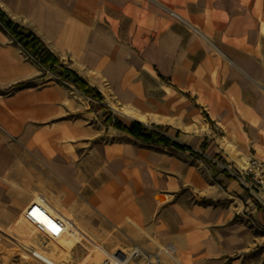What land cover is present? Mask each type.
<instances>
[{
    "label": "rangeland",
    "instance_id": "1",
    "mask_svg": "<svg viewBox=\"0 0 264 264\" xmlns=\"http://www.w3.org/2000/svg\"><path fill=\"white\" fill-rule=\"evenodd\" d=\"M192 30L199 35L197 29ZM42 41L65 66L77 70L99 89L104 99L85 95L72 81L59 76V66L57 72H52L10 41L14 47L1 62L4 72L0 76V96L18 95V106L23 105L25 130L20 138L25 144V161L23 172L16 179H3L6 186L20 192L33 187L35 196L44 197L109 252L127 250L134 244L145 247V241L138 237L145 224L138 221L135 212L121 215L119 220L120 214L113 212V205L117 208L119 201L123 200L126 207L143 210L148 206L154 210L158 204L155 194L165 191L173 194L172 201L184 207L237 209L236 198H231L229 204L230 198L215 200L206 195L209 189L219 187L218 176L225 167L237 171L255 154L264 167V78L248 72L254 79L250 78L258 96L254 112L259 117L248 119L243 108L200 107L193 91L192 66L182 68L173 78L161 77L160 69L166 59L176 56V51L182 52V47L186 50V44L170 51V45L160 40ZM206 46L224 58L214 46ZM257 48L264 51V45ZM255 49L250 48V52ZM191 56H182L181 64L188 63ZM169 100L179 106L171 114L162 113L159 106ZM204 112H208L213 123ZM106 116H111V120ZM141 116L150 119L142 122ZM118 121L138 135L116 130L114 124ZM179 129L201 138L207 135L223 146L232 145L236 154L227 153V159L208 164L176 140ZM150 130L169 135L172 143L151 139L147 135ZM245 156L246 161L242 159ZM228 159L233 166L229 167ZM230 190L234 197L250 200L259 210L254 216V206H250L237 215L236 222L250 230L246 245L236 247L241 249L235 256L238 264H264V211L259 200L249 189L241 195ZM9 197L0 200V264H45L23 245L28 242L14 227L24 206L19 207ZM240 205L242 208L241 202ZM30 243L65 264H83L87 257L93 263L100 257L89 245L85 248L78 244L68 253L54 252L57 243L36 231Z\"/></svg>",
    "mask_w": 264,
    "mask_h": 264
},
{
    "label": "crops",
    "instance_id": "2",
    "mask_svg": "<svg viewBox=\"0 0 264 264\" xmlns=\"http://www.w3.org/2000/svg\"><path fill=\"white\" fill-rule=\"evenodd\" d=\"M0 8L41 40H160V43L170 45V51L186 44V50L182 47V52L176 51V56L166 59L160 69L161 77L173 78L182 68L192 66L193 91L200 107L243 108L248 119H259L254 112L258 96L250 81V78L254 79L248 72L264 78V51L257 48L264 45V0H0ZM172 13L188 24L177 20ZM185 24L197 29L199 35ZM10 41L24 49L10 32L0 26V76L4 72L1 62L14 47L10 46ZM209 44L224 58L210 52L206 46ZM250 48L256 49L250 52ZM188 53L192 54V59L181 64L182 56ZM18 101V95L0 96V200L9 195L10 201L19 207L24 206V210L35 197V189L20 192L3 182L5 178L16 179L24 168L25 144L20 134L25 130V119L23 105L19 107ZM172 102L169 100L159 106L161 112L173 113L174 108L169 113L163 110ZM204 113L206 118L207 115L210 117L208 112ZM210 119L212 122L207 120L213 123ZM162 134L173 141L169 135ZM207 137L193 136L190 131L180 129L175 133L176 140L191 153H199L202 157L192 154L208 164L216 159H227V153L236 154L235 151L231 153L226 144L223 146ZM248 146L247 143L244 148L247 150ZM196 147L202 149V153ZM226 161L229 167L233 166L229 159ZM218 180L219 187L209 189L206 198H236L239 201L236 210L200 205L184 207L172 201V193L158 191L155 198L160 194L168 197L163 203L157 201L154 210L148 206L143 210L126 207L122 200L113 212L120 214L119 220H122L121 215L126 217L130 212L137 214L138 221L145 224L143 234L138 236L145 241L143 248L154 253L159 251L163 264H238L235 256L241 249L236 247L246 245L250 230L236 222L237 215L241 211L245 213L250 206H254L251 211L254 216L259 210L250 200L232 195L230 189L238 195L248 192L237 178L228 177L222 170ZM261 208L264 211L262 205ZM167 245L173 246L178 262L161 251V246Z\"/></svg>",
    "mask_w": 264,
    "mask_h": 264
},
{
    "label": "built area",
    "instance_id": "3",
    "mask_svg": "<svg viewBox=\"0 0 264 264\" xmlns=\"http://www.w3.org/2000/svg\"><path fill=\"white\" fill-rule=\"evenodd\" d=\"M172 14L177 20L188 24L177 14ZM224 170L229 171L245 188L249 189L264 207V167L258 158L255 156L250 157L247 165L237 167V171L228 167H225ZM39 206L51 226L37 221L33 209L26 208L22 213V218L34 226L36 233L47 236L54 243H58L62 238L69 237L77 240L76 245L79 244L85 248H87L86 245H89L95 252L100 254L98 264H163L160 258V252H150L138 244H134L127 250L121 249L109 252L110 254L108 252L105 253L102 251L104 247L92 240L72 219L66 217L55 208L45 207L41 204ZM25 247L36 259L43 262L42 258L37 254V248L35 246Z\"/></svg>",
    "mask_w": 264,
    "mask_h": 264
},
{
    "label": "trees",
    "instance_id": "4",
    "mask_svg": "<svg viewBox=\"0 0 264 264\" xmlns=\"http://www.w3.org/2000/svg\"><path fill=\"white\" fill-rule=\"evenodd\" d=\"M0 24L1 26L10 32L20 43L24 49L43 67L52 70V72H57V66L61 68L59 74L60 77H63L66 80L72 81L76 87L82 91L85 95L94 97L98 100H103L104 96L99 91V89L92 86L86 79L81 77L75 70L65 66L60 58L52 52L45 43L33 32L26 31L18 23L14 22L8 17V15L0 8ZM43 47V48H42ZM108 115V114H107ZM207 115V114H206ZM108 120H111V116H106ZM207 119L211 121L210 117L207 115ZM114 127L118 130L125 131L131 135L137 136L138 133L133 130V128L126 126L121 121H118L114 124ZM151 139L159 141L164 139V141L169 145L172 141L164 136L161 132L157 130H150L147 133ZM198 157H202L199 153L192 151ZM208 161V160H207ZM210 163V161H208ZM228 177H232L231 174L227 171Z\"/></svg>",
    "mask_w": 264,
    "mask_h": 264
},
{
    "label": "bare ground",
    "instance_id": "5",
    "mask_svg": "<svg viewBox=\"0 0 264 264\" xmlns=\"http://www.w3.org/2000/svg\"><path fill=\"white\" fill-rule=\"evenodd\" d=\"M173 105V107H172ZM179 105H176L175 102L172 103L168 108L163 109L165 112H171L172 108L177 109ZM150 119L149 117H145V116H141L140 120L145 121ZM226 147L230 150V152H234L235 149L233 148L232 145H226ZM243 160H247V157H243ZM166 195L160 194L156 196V199L160 202L163 203L166 200ZM44 197H42L41 195H36L33 200L31 202H29L24 209L26 208H30L33 209V213L36 216L37 221H40L42 223H46L48 226H51L49 224V220L47 219L46 215L44 214V212L40 209V204L44 205L45 207L49 208H54L53 206H51L48 201L46 199H44ZM40 203V204H39ZM113 209L115 210V206L113 205ZM15 230L21 234V236H23V238L28 242V244L23 243V245L25 246H34L30 243V240L32 239V237L35 234V228L33 225H31L30 223L26 222L22 217L16 222L15 224ZM53 228V227H52ZM80 228V227H79ZM81 229V228H80ZM83 231V230H82ZM92 239V238H91ZM93 240V239H92ZM76 242L77 240L75 238H62L61 240L58 241L56 248L54 249V252L57 251H61L63 253H68L70 252L75 246H76ZM102 251H104L105 253H109L108 250H106L105 248H102ZM161 251L166 253L168 256H170L171 258H173L176 262H178V260L174 257V248L171 245H167V246H161ZM37 254L42 258L43 262L45 264H65L62 261H58L56 259H54L52 256L50 255H46L45 253L38 251L37 250ZM110 254V253H109ZM90 260H88V257L85 259L83 264H98V260L96 262L93 263H89Z\"/></svg>",
    "mask_w": 264,
    "mask_h": 264
}]
</instances>
